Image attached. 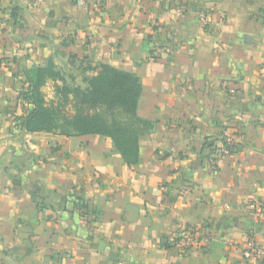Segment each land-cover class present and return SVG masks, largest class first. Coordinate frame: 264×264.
Returning a JSON list of instances; mask_svg holds the SVG:
<instances>
[{"label":"crops","instance_id":"1","mask_svg":"<svg viewBox=\"0 0 264 264\" xmlns=\"http://www.w3.org/2000/svg\"><path fill=\"white\" fill-rule=\"evenodd\" d=\"M51 61L68 82L141 77L155 125L137 164L109 137L23 130L25 71ZM224 126L235 146L210 155ZM188 226L199 243L165 246ZM250 238L264 246V0H0V264H264Z\"/></svg>","mask_w":264,"mask_h":264},{"label":"trees","instance_id":"2","mask_svg":"<svg viewBox=\"0 0 264 264\" xmlns=\"http://www.w3.org/2000/svg\"><path fill=\"white\" fill-rule=\"evenodd\" d=\"M25 74L26 81L19 98L30 106L16 117L23 130L28 133L59 130L67 135L109 137L128 165L139 162L140 139L155 124L138 115L143 84L137 73L102 64L96 74L83 77L82 82H68L62 70L51 61L44 66L28 68ZM50 81L55 82L52 98H48L45 91ZM227 127L221 129L217 139L206 137L204 147L210 150V155H223L220 150L226 143L224 131ZM216 140L222 145L219 146ZM85 206L81 204L80 207ZM188 229L201 232L194 226H188L186 231ZM182 237L183 234H179L173 240H166L165 246H174Z\"/></svg>","mask_w":264,"mask_h":264},{"label":"built area","instance_id":"3","mask_svg":"<svg viewBox=\"0 0 264 264\" xmlns=\"http://www.w3.org/2000/svg\"><path fill=\"white\" fill-rule=\"evenodd\" d=\"M78 2H87V0H76ZM96 7H101V4H95ZM199 20L204 26H207L211 23L210 17L206 12L199 13ZM226 143L222 145L220 152L222 154H229L232 152L235 146V136L232 129L228 128L224 131ZM260 205V204H258ZM257 205H254L256 207ZM201 232H191L187 230L184 232L183 237L180 240V245L184 247L192 246L197 244L200 240ZM244 255L248 259H256L258 261H264V246L258 243L256 240L251 239L245 245L243 250Z\"/></svg>","mask_w":264,"mask_h":264},{"label":"rangeland","instance_id":"4","mask_svg":"<svg viewBox=\"0 0 264 264\" xmlns=\"http://www.w3.org/2000/svg\"><path fill=\"white\" fill-rule=\"evenodd\" d=\"M46 88V87H45ZM47 93V92H46Z\"/></svg>","mask_w":264,"mask_h":264}]
</instances>
